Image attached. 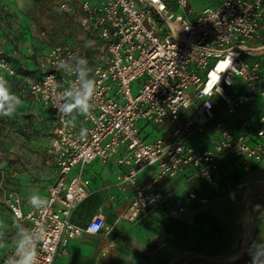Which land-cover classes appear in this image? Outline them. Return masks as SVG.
Returning <instances> with one entry per match:
<instances>
[{
    "label": "built area",
    "instance_id": "1",
    "mask_svg": "<svg viewBox=\"0 0 264 264\" xmlns=\"http://www.w3.org/2000/svg\"><path fill=\"white\" fill-rule=\"evenodd\" d=\"M59 6L76 15L89 46L52 45L38 63L40 76L26 78L30 98L51 113L57 177L41 198L45 202L24 210L21 194L9 186L8 169L0 167V193L14 219L28 224L0 264H18L25 252L33 254V264H53L83 231L105 228L102 215L85 228L70 219L87 196L84 173L94 160L119 155V164L129 167L118 178L133 186L122 215L131 222L160 207L174 215L203 207L223 195L218 173L224 161L231 170L250 172L264 160V75L254 59L264 51V0H222L198 12L190 0H177V9L166 0H59ZM0 71L18 75L6 55H0ZM89 81L88 113L80 107L65 113V105L83 98ZM235 85L240 90L231 93ZM243 108L238 132L219 116V110L235 116ZM142 123L163 132L149 140ZM213 129L218 137L211 147L193 142ZM150 168L154 175L140 179ZM187 173L192 184L185 195L173 197L161 188L162 177Z\"/></svg>",
    "mask_w": 264,
    "mask_h": 264
},
{
    "label": "crops",
    "instance_id": "2",
    "mask_svg": "<svg viewBox=\"0 0 264 264\" xmlns=\"http://www.w3.org/2000/svg\"><path fill=\"white\" fill-rule=\"evenodd\" d=\"M263 54L264 51H260L254 59L262 58ZM11 61L18 68V64ZM27 65L39 69L31 59ZM262 73L264 75L263 67ZM239 90V86L232 89L234 93ZM28 98L29 110L34 113L36 123L43 130L51 127L50 110L34 102L29 95ZM255 101L261 110L260 97ZM246 113L245 108L235 116L219 110L220 118L236 132L241 130ZM143 128L144 136L149 140L163 132L157 127L148 129L146 124ZM49 131L52 133V127ZM217 137L218 131L213 129L197 135L193 142L208 148ZM47 143L43 146L51 153V134ZM45 148L41 152L45 153ZM51 155L52 159L38 167L12 169L9 174V186L21 194L24 210L32 207L31 197L45 196L48 185L57 177L55 159ZM118 157L107 162L97 159L87 165L84 173L89 180L87 196L76 204L70 216L74 224L85 228L94 216L102 215L105 228L99 233L83 231L69 242L67 252L59 254L53 264H259L264 259V188L256 183L264 182V178H260L264 160L257 162L250 172L240 168L231 170L229 161H224L218 173L223 195L203 207H195L184 215H174L168 207H160L146 211L139 221L131 222L122 215L132 200L133 186L119 180L118 176L127 173L129 167L121 166ZM152 175L154 170L150 168L141 172L139 178L145 180ZM188 176L187 173L162 177L160 186L173 197L185 195L192 184ZM0 202L6 204L2 193ZM3 217L14 219L8 206ZM17 223L27 232V223Z\"/></svg>",
    "mask_w": 264,
    "mask_h": 264
},
{
    "label": "rangeland",
    "instance_id": "3",
    "mask_svg": "<svg viewBox=\"0 0 264 264\" xmlns=\"http://www.w3.org/2000/svg\"><path fill=\"white\" fill-rule=\"evenodd\" d=\"M167 1L177 9V0ZM219 1L190 0V5L198 12ZM83 35L76 15L62 11L59 0H0V55L9 57L18 64L19 69L18 75L14 77L0 72V84L21 102L12 117H0V167L7 168L10 175L12 169L28 170L52 159L48 147L43 146L49 143L51 127L43 130L34 120V113L29 110L26 78L29 75L38 76L40 70L30 68L28 59L38 65L54 44L71 42L86 48ZM32 50L34 54H31ZM258 60L264 70V54ZM139 86L140 79L133 84L134 93L138 92ZM147 128L154 129V125L148 124ZM142 135L145 133L142 132ZM44 148L46 154L41 152ZM260 178H264V172ZM256 183L264 188V182ZM6 208V204L0 202V260L6 250L26 232L14 219H4L3 211Z\"/></svg>",
    "mask_w": 264,
    "mask_h": 264
},
{
    "label": "clouds",
    "instance_id": "4",
    "mask_svg": "<svg viewBox=\"0 0 264 264\" xmlns=\"http://www.w3.org/2000/svg\"><path fill=\"white\" fill-rule=\"evenodd\" d=\"M86 47L89 46L88 44L85 45ZM81 63H86V60H81ZM83 75V73H82ZM86 91L84 93L83 98H78L75 102V104H67L64 106L63 111L65 113L72 112L73 108L80 107L82 112L87 114L89 110V105L87 103V100L91 97L93 92V82L89 81L85 85ZM15 101V102H13ZM21 103L19 101L18 97H13L9 94L8 90L3 86V84H0V117H12L16 106ZM82 135L87 134L86 129L81 130ZM45 201L38 197H31V204L33 207H40ZM18 264H33V254H30L28 252H25L22 258L18 261Z\"/></svg>",
    "mask_w": 264,
    "mask_h": 264
},
{
    "label": "trees",
    "instance_id": "5",
    "mask_svg": "<svg viewBox=\"0 0 264 264\" xmlns=\"http://www.w3.org/2000/svg\"><path fill=\"white\" fill-rule=\"evenodd\" d=\"M220 1H222V0H220ZM220 1H219V2H220ZM166 2L168 3L169 7L173 8V9H176V7H172V6L169 4V2H168L167 0H166ZM219 2H217V3H219ZM217 3H216V4H217ZM213 5H215V4H213ZM258 59H259V58H258ZM258 59H256V60H258ZM18 71H19V69L17 68V72H18ZM18 73H19V72H18ZM235 87H237V86L235 85L233 88H235ZM233 88L230 89V92H231V93H234V92L232 91Z\"/></svg>",
    "mask_w": 264,
    "mask_h": 264
}]
</instances>
